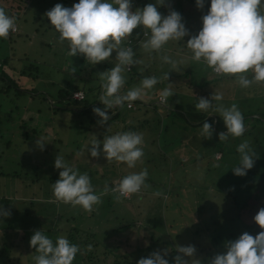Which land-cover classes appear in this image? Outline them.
I'll list each match as a JSON object with an SVG mask.
<instances>
[{
  "label": "rangeland",
  "instance_id": "1",
  "mask_svg": "<svg viewBox=\"0 0 264 264\" xmlns=\"http://www.w3.org/2000/svg\"><path fill=\"white\" fill-rule=\"evenodd\" d=\"M75 2L78 0H0V7L16 18L18 28L17 33L10 32L6 39H0V63L7 61L5 74L11 83L3 93L1 89L7 82L0 80V194L2 198H8L11 210L16 209L20 213L12 215L0 200V207L9 213L0 216V230L6 223L14 226L19 223L18 219H23L28 240L36 230H41L53 240L63 235L79 246L72 264H136L138 259L148 257L153 251L163 254L164 249H168L165 258L169 264H173L176 255H183L176 252L177 245L194 246L195 252L191 259L208 264L212 256L226 251L225 241L235 240L244 232L255 237L264 231L253 220L257 211L264 208V127H256V121L252 120L245 126L254 134L251 138L243 136L237 142L234 139L219 141L216 135H212L203 140L199 137V127L187 123L182 131L179 128L181 123L173 115L162 117L163 112H160L164 109L153 106L159 97L158 92L168 87L173 93L168 97V103L183 106L184 110L191 113L203 112L194 108L196 100L203 94L211 103V95L219 92L222 100L215 103L225 107L236 104L242 116L260 118L264 115V83H252L241 88L234 76L218 75L202 60L191 59V51L184 42L201 28V16L206 14L210 0H205L203 9L196 7L195 0H164L158 6L162 16L167 15L169 10L180 13L189 35L183 40L169 41L159 53L146 52L139 47V43L134 47V58L142 62L133 65V71L125 70L122 73L124 86L130 89L138 85L141 80L138 75L142 78L154 76L157 83L152 89L146 90L143 96L147 103H152L148 106L152 108L149 112L140 103L136 104L140 107L139 111L127 109L126 104L120 107L119 117L130 114L136 116V120L127 125L132 126L130 130L127 126L122 128L114 120L109 119L101 125L97 119L92 124L85 116L78 117L71 111L56 109L67 105H61L57 95L60 90L67 88L68 83L71 88H83L82 81H87V85L101 86L100 73L112 68L116 62L115 50L108 60L95 65L87 63L82 54L72 57L66 54L67 43L58 40V32L44 13L57 3L71 7ZM154 2L132 0V10ZM126 39L122 40V46ZM161 55H168L176 61L175 70L160 60ZM30 66L34 69H30ZM165 73H168V80L164 79ZM245 75L251 79L250 72ZM69 107L79 108L74 103ZM157 120L166 123L158 126ZM174 120L177 129L171 127ZM150 123L152 130L148 133ZM140 127L146 132L143 133ZM124 131L142 133L143 156L135 167L129 169L121 163L120 169L129 173L146 169L150 181L145 182V191L154 190L161 195L149 193L146 197L145 192L141 191L142 194L136 195L144 199L132 197L129 198L131 201L124 202L122 198L116 199L115 193L109 192L102 195L104 200L110 198L106 205L94 207V214L97 215L93 221L80 206H74V209L60 204L58 212L63 218L57 222L52 211L55 206L57 209V201L47 202L48 199H55L52 179L57 180L61 170L54 168L55 157L60 154L78 172H86L94 191L99 193L113 180L114 174L120 175L118 164L114 160L107 162L103 154L91 157L87 148L93 138L102 141L104 135ZM159 131L162 132L160 140L156 139L152 143L151 138L157 137ZM255 135L260 138L256 139ZM39 136L46 141L43 150L36 144ZM144 140L148 142L146 146ZM245 140L254 154L253 167L246 170L245 175H234L232 171L238 165L239 154H225L222 161H215L212 157L209 159L212 150H222L219 145L233 150L234 146L237 148ZM172 141L173 144H170ZM99 148H102V144ZM216 158L219 160L223 155L217 153ZM94 160L100 162L98 167L92 166ZM180 160L184 162L183 169ZM170 171H174L172 188L168 182ZM18 185L23 186L22 191ZM169 188L173 191V197L175 192L180 193V198L175 201L178 208L168 203L165 209L159 201V198H167ZM32 195L46 200L40 203L30 200L31 204L15 201L16 197ZM145 197H156L153 201L155 204L149 205ZM162 220L166 228L160 224ZM92 223L95 238L89 236L86 230ZM154 224L156 230L153 229ZM58 226L63 227L62 231L58 230ZM70 229H73V233ZM6 231L8 236H1L0 233V264H34L32 256L36 255L35 249L32 248L31 252L25 245H10L15 238L13 234L19 231ZM103 232L106 236L101 235ZM5 247L6 250L2 251ZM85 254L87 258L83 261L80 257Z\"/></svg>",
  "mask_w": 264,
  "mask_h": 264
},
{
  "label": "clouds",
  "instance_id": "2",
  "mask_svg": "<svg viewBox=\"0 0 264 264\" xmlns=\"http://www.w3.org/2000/svg\"><path fill=\"white\" fill-rule=\"evenodd\" d=\"M163 3L164 0H155L154 3L132 10V0H78L71 7L57 3L44 13L50 25L58 32V40L67 43L68 56L82 54L87 63L95 65L108 60L115 50L114 66L100 73L102 93L98 100L105 110L93 108V112L100 117L99 124L109 120L107 109L122 107L126 103L130 106L132 101L143 98L145 91L157 83L156 77L146 76L138 85L122 91L125 84L122 73L128 67L142 62L134 58L131 46H122V40L139 28L145 37L139 42V47L149 53H159L169 41L183 40L189 35L180 13L169 10L167 15L162 16L158 6ZM204 4L205 0H195L198 9H203ZM15 19L0 7V39H6L10 32L16 31ZM201 21L199 31L184 42L191 51L192 60H202L217 74L234 76L241 88L252 83H264V0H210V6L206 14L201 16ZM160 60L175 70L176 61L168 55H161ZM249 72L251 79L245 75ZM164 79L168 80V73L164 74ZM172 94L168 87L160 90L159 102L164 103ZM211 100L210 103L209 99L200 97L194 108L208 115L217 113L220 116L226 132L218 133L219 141L227 140L229 136L240 137L245 127L237 105L225 107L215 103L222 100L219 92H214ZM212 131L211 125L205 120L199 134L209 139ZM44 142L45 139L40 136L36 140L40 150H43ZM100 144L102 148L98 150ZM142 145V133L124 131L104 135L102 141L93 138L87 151L91 157L103 154L107 162H123L131 169L143 156ZM236 151L239 153V162L232 171L234 175L243 176L246 170L253 167L254 154L246 140L237 146ZM54 168L61 169L59 178L52 183L55 200L80 206L86 212L99 204L104 194L112 192L116 194V199L127 198L146 187V169L130 172L118 183L114 182L111 189L106 184L97 193L88 174L78 172L60 154L55 157ZM7 215L9 213L0 207V216ZM253 220L264 229V208L257 211ZM29 245L35 249L36 255L32 258L34 264H72L79 251V246L71 243L67 237L58 235L53 240L41 230L33 232ZM224 248L226 251L212 256L208 264H264V231L255 237L244 232L235 240L225 241ZM162 251L163 254L161 251H153L148 257L138 259L136 264H169L165 258L168 249ZM176 252L183 255H176L173 264H201L198 259H191L195 252L192 245H177Z\"/></svg>",
  "mask_w": 264,
  "mask_h": 264
},
{
  "label": "trees",
  "instance_id": "3",
  "mask_svg": "<svg viewBox=\"0 0 264 264\" xmlns=\"http://www.w3.org/2000/svg\"><path fill=\"white\" fill-rule=\"evenodd\" d=\"M139 31V33H138ZM16 33V32H15ZM138 33V34H137ZM143 38V31H141V29L137 28V29H134L133 30V33L131 36L127 37L126 39V43L125 45H128V46H131L134 50V47L137 46V44L142 40ZM7 67V61H2L0 63V80H3L5 82H7V84L1 89V92L5 93V89L8 88V85H10V81L8 78H6V74H5V69ZM133 68V67H132ZM131 68L130 71H133V69ZM30 69H34V67L30 66ZM217 74V73H216ZM218 75H222V74H218ZM139 79H142V76L141 75H138L137 76ZM87 81L85 82H81L82 84H84V87L81 88L79 86H76L74 88H71V85L68 83L66 86L67 88L66 89H63V90H60L58 95H57V100L58 102L62 105L64 103H67L66 106L64 107H57L56 109L58 111H71L75 116H78V117H81L82 116H85L87 118L90 119V122L93 124L97 119H100V117H98L96 115L95 118H93V108H100L102 110L101 107H104V105L98 100L99 96L101 95V91H100V87L101 86H97V85H87L86 83ZM19 93H21V90H19ZM78 91H81L85 94V99L84 100H81V101H78V100H75L73 98V94L75 92H78ZM206 96V95H205ZM204 97V94L203 96ZM71 101V102H70ZM136 104L140 103V100L137 99L135 101H132ZM165 102L166 105L164 106V110H166V114L167 116H172L177 120L179 121L181 124L179 125L180 129L183 131V128L185 129L186 127V124H191L192 126L200 129V126L202 125V123L206 120L212 127V135H216V137H218V133L220 132H226V128L223 124V121L222 119L220 118V116L218 114H214V115H208L209 113H205V112H194V113H191V112H188V111H185L184 110V107L183 106H177V105H174L172 104L171 102L168 103V100H166ZM76 104L79 106V109H81V112H78L76 109H71L69 107L70 104ZM154 107L158 106V105H155L153 104ZM114 109H112L111 111H108V115L110 116L112 114V112L115 110V109H118L119 107H113ZM175 109V110H174ZM249 115L247 116H243V123H244V127L248 124H250V122L252 120H255V124L257 125L256 127H260V126H263L264 127V115L260 116V118L258 117H248ZM174 123H175V120H174ZM185 124V126H184ZM254 135L252 134V132L250 133L249 131V128L245 127V131L244 133L240 136V137H243V136H247V137H250ZM201 137L203 140H205L201 135L199 136ZM256 139L257 138H260L259 136L255 135L254 136ZM219 138V137H218ZM239 137H236V138H233L231 136L228 137V139H234L235 141L238 140ZM227 139V140H228ZM227 140H224V141H227ZM215 141V140H214ZM216 142V141H215ZM237 142V141H236ZM222 145H219V148H222V150H215L214 153H221V155H223V158H221V161L224 160V156L225 154H239L237 151H236V148L234 146V149H228L226 148L225 146V149ZM228 163V162H226ZM56 181V179H52V183H54ZM147 181H150L149 179H146L145 182ZM114 186V184H112L111 186H109V188L111 189L112 187ZM165 192V190H164ZM172 193V192H171ZM171 198H172V194H170ZM135 196V195H134ZM133 196V197H134ZM122 199H129V198H122ZM62 218V217H61ZM70 226V225H69ZM58 229L59 231H62L63 227L62 226H58ZM58 231V232H59ZM70 231L72 232L73 229H70ZM73 233V232H72ZM89 233V232H88ZM89 236H92L95 238V234L93 233H89L88 234ZM96 241H98L96 239ZM98 243L100 244V242L98 241ZM97 243V245H99ZM82 244V243H81ZM86 244V243H85ZM83 261H85V259L87 258V254L85 255H82L80 257Z\"/></svg>",
  "mask_w": 264,
  "mask_h": 264
},
{
  "label": "crops",
  "instance_id": "4",
  "mask_svg": "<svg viewBox=\"0 0 264 264\" xmlns=\"http://www.w3.org/2000/svg\"><path fill=\"white\" fill-rule=\"evenodd\" d=\"M17 32H18V28H17ZM16 32V33H17ZM12 33H14V32H12ZM125 85V84H124ZM125 90H127L126 89V86H123V89H122V91H125ZM100 93H102V88L100 87ZM58 99V98H57ZM158 99H159V97H158ZM158 99H157V101H156V104L155 105H158L160 108H164V106L166 105V103L167 102H165V103H160L159 101H158ZM167 100H168V98H167ZM132 104H133V108H127V109H129V110H138L140 107H139V105H136V103H134V102H131ZM64 104H66V103H64ZM140 104H142V106H145V111L146 110H148L147 112H149L152 108L151 107H148L149 105H151L152 103H147V101L146 100H144L143 98L142 99H140ZM126 107H127V103H126ZM157 107V106H156ZM102 108V110H105V108L104 107H101ZM74 109H76L78 112H81V109H79V108H74ZM112 109H114V108H112ZM112 109H107L106 111L108 112V111H111ZM120 107L118 108V109H115L113 112H112V114L109 116V119L110 120H114L115 122H117V123H119L120 124V126L122 127V128H124V127H126L127 125H130L131 124V122H132V120L133 121H135L136 120V116H130V115H126V116H124L123 118H121V117H119V115H120ZM142 110V109H141ZM175 110V109H174ZM139 111V110H138ZM186 111V110H185ZM163 112V116L162 117H166L167 116V114H166V110H163V111H161L160 113H162ZM165 113V114H164ZM215 114V113H214ZM213 114H211V116H212ZM126 119V120H125ZM135 119V120H134ZM125 120V121H124ZM154 121H155V119H153ZM163 120H157L156 122V125H158V126H161L162 124H165L166 122L164 121V122H162ZM172 122V121H171ZM171 127L173 128V129H177L176 128V124L173 122V123H171ZM141 128V130H142V132L143 133H145L146 132V130L145 129H143V127H140ZM148 128H149V132L148 133H150V131L152 130V126H151V123H150V126H148ZM127 129H132V126H127ZM163 130H164V127H163ZM161 131H159V134H158V136L157 137H152L151 138V140H152V143L154 142V140H160L159 139V137H161ZM145 142V145L144 146H146L147 145V141L146 140H144ZM180 142H182V140L180 141ZM170 144H173V141L172 142H170ZM215 152V150H212V156H210L209 157V159L212 157L215 161H221V159H217L216 158V154L217 153H214ZM121 163H123V162H116V164H118V166H117V168L119 169V174L120 175H118L117 173L116 174H114V178H113V180L110 182V183H108V187L109 186H111L112 184H114V182H117V181H119L123 176H125V175H127L128 173H129V171H126L125 169V171H123V170H121L120 169V167H121ZM171 163V162H170ZM179 163H180V167H181V169H183L185 166H184V162L182 161V160H180L179 161ZM99 164H100V162L99 161H97V160H94L93 162H92V166L93 167H98L99 166ZM123 171V172H122ZM131 172V171H130ZM171 172V171H170ZM177 172V171H176ZM125 174V175H123V174ZM146 179H149L148 177H146ZM173 179H174V171H172L171 172V174H170V176H169V179H168V182H170V188H172V186H173ZM150 180V179H149ZM20 183H21V181H20ZM182 183H184L183 181H182ZM181 183V184H182ZM22 185H24L23 183H22ZM22 185H18V189H20V191H22L21 189H22ZM188 185V188H191L190 187V184H187ZM180 186V185H179ZM178 186V187H179ZM214 187H215V185H213ZM177 187V188H178ZM169 188V190L167 189V198H165V199H163V198H159V201L161 202V203H163V208H165V209H167L166 207H167V204L169 203V205H173L174 207H177L178 208V204H176V202L175 201H177L180 197V193H178V192H175L174 193V197L172 196V198L170 197L171 195L170 194H172L173 193V191H171L172 189H170ZM186 188V187H185ZM199 188H201V185H199ZM145 192V194H144V196H146L147 197V195L149 194V193H158L157 191H154V190H149V191H145V189H144V187H142V192ZM172 192V193H171ZM166 193V192H165ZM140 194H142V193H140ZM2 194H0V200L2 201V205H4V204H6L5 206L7 207V210L8 209H10V206L8 205V203H7V197L6 198H2V196H1ZM179 195V196H178ZM176 196V197H175ZM137 197V200H139V198H140V200H142V199H144V197L142 198L141 196H139V195H135L134 197H133V199L134 198H136ZM145 197V198H146ZM110 198H107V199H103V196H101L100 197V203L99 204H97V205H94L93 206V209L90 211V212H88V213H86L87 214V217H89V219H91L92 221H93V219H95L94 217L97 215V214H94L95 212H94V207H96V208H98V206H103V205H106V202L109 200ZM147 199V198H146ZM151 198H149V199H147L148 201H146L147 203H149V205H151V204H155L153 201L154 200H156L157 198L155 197V198H153V199H151ZM164 201H163V200ZM30 200L31 201H36V200H38V203H40L41 201H45L46 199H38L37 197H35V195H32V196H24V198L23 197H21V196H19V197H16L15 198V201L16 202H19V203H25L26 204V202H27V204H28V202H29V204H31L30 203ZM55 199H48L47 200V202L48 203H54L55 201H54ZM122 201H131V199H122ZM122 201H120V202H122ZM111 202H112V200H111ZM111 202H109V204L111 203ZM119 202V203H120ZM118 203V204H119ZM60 204H64V203H62V202H59V201H57V209H56V206H55V208L53 207V209H52V211H54V214H53V218L54 219H56L57 218V222L59 221V220H61L62 218H63V215L61 214V213H59L58 212V205L60 206ZM64 205H67L68 207H70V208H74V206H72V205H70V204H64ZM121 207L123 206V205H121V204H119ZM95 208V209H96ZM102 208V207H101ZM74 209H76V208H74ZM57 210V211H56ZM10 211L12 212L11 214L12 215H15V213H19L18 212V210H14V209H10ZM51 211V212H52ZM20 214V213H19ZM22 215V214H21ZM38 215H40V214H38ZM22 217H23V215H22ZM62 217V218H61ZM157 219H155V221H156ZM2 221V220H1ZM18 221H19V223H16V225H12V224H10V223H6L5 224V226H3V228H2V230H0V233H1V236H8L7 234H8V231H6V230H17V231H19V232H15L14 234H13V237H15V238H13L12 239V241H11V243H9L10 245H14V246H26L27 247V250L28 251H33V247H29V245L27 246V244H29V240H28V237H27V235H25V233H26V231H24L25 229H24V220L23 219H18ZM91 221V222H92ZM106 221V220H105ZM160 224H163L164 225V227L166 228V226H165V224H164V222H163V220L160 222ZM98 225V224H97ZM141 225V224H140ZM153 226V229L154 230H156V228H157V226H156V224H154V225H152ZM90 228H87L86 230H87V232H89V233H92V232H94L93 231V223H92V226H89ZM91 231H90V230ZM59 230V229H58ZM101 235H104V236H106V233L105 232H103ZM29 236V235H28ZM119 243V241L117 242V244ZM120 243H122L121 241H120ZM123 244V243H122ZM121 244V245H122ZM5 246V245H4ZM8 248V247H7ZM118 248H120V246L118 247ZM117 249V248H116ZM115 248H114V250H116ZM6 250V247L2 250V251H5ZM117 251V250H116ZM33 257V256H32Z\"/></svg>",
  "mask_w": 264,
  "mask_h": 264
},
{
  "label": "built area",
  "instance_id": "5",
  "mask_svg": "<svg viewBox=\"0 0 264 264\" xmlns=\"http://www.w3.org/2000/svg\"><path fill=\"white\" fill-rule=\"evenodd\" d=\"M15 32H17V27H16V31ZM14 32V33H15ZM131 68H132V66H130V67H128L126 70L127 71H130L131 70ZM76 93V95H74V99L75 100H78V101H81V100H84L85 99V94L83 93V92H81V91H78V92H75ZM74 93V94H75ZM165 103V102H164ZM163 104V103H162ZM134 106H133V104L131 103V105L130 106H128V104H127V108H133ZM119 181H117L116 183H118ZM141 191H142V189H141ZM141 191L139 192V193H141ZM134 195H136V194H132V195H130V196H128L127 198H132Z\"/></svg>",
  "mask_w": 264,
  "mask_h": 264
}]
</instances>
